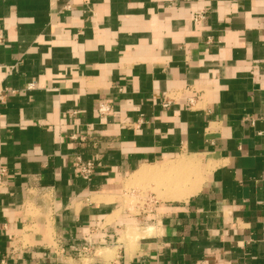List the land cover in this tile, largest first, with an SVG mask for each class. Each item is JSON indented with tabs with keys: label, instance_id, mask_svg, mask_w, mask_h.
Segmentation results:
<instances>
[{
	"label": "crops",
	"instance_id": "0c3cea01",
	"mask_svg": "<svg viewBox=\"0 0 264 264\" xmlns=\"http://www.w3.org/2000/svg\"><path fill=\"white\" fill-rule=\"evenodd\" d=\"M0 28V264H264V0H0ZM180 158L185 198L118 203Z\"/></svg>",
	"mask_w": 264,
	"mask_h": 264
},
{
	"label": "rangeland",
	"instance_id": "374dc122",
	"mask_svg": "<svg viewBox=\"0 0 264 264\" xmlns=\"http://www.w3.org/2000/svg\"><path fill=\"white\" fill-rule=\"evenodd\" d=\"M181 156H186V155H177L174 156L172 159H176ZM166 161L167 160L161 161L158 164L161 163L164 164ZM189 162L192 163L190 165V169L188 168L189 170L184 169L185 171H182V168H180L181 169L180 171L179 169L176 170L175 168H171L169 170L170 172H166V177H167L166 179L164 175H159V174L157 175L156 173H153L154 172L153 169H146L148 173L151 174H148L149 176L145 178H138L135 180L130 179V176L128 178H124L123 181L120 182L121 192H119L118 203H120L123 206V208H127L132 214L137 212L142 213V210L147 211L150 208L162 203L163 200L164 201L171 200L168 199V197L166 196L168 192L166 190L167 185L171 186V189L175 187L177 190V195L171 196L172 198H185L184 196L185 193L190 190L193 184L195 187V185H197V182L199 181L196 176L197 174L196 164L194 163L193 160H189ZM178 170L180 173H177ZM176 173L181 175L182 177L178 176ZM176 176H178L179 178L177 179ZM180 177H181V183L179 181L177 182V184H174L176 183V181L180 180ZM177 186L178 188L180 186L179 189L182 191L178 190ZM178 191H180L179 192L180 194L178 193ZM135 236H137V233L134 227L128 226L127 228L122 230L119 240L123 242L125 239L129 240L127 241V246L128 245L131 246L130 241H132V238ZM108 247H109L108 245H104L103 248H96L95 250L94 249L85 250L84 252H81L80 254L74 256L73 258H69L67 261H64V263L88 264V262L91 260L90 258L92 257H104L106 259L111 258L115 250L110 249Z\"/></svg>",
	"mask_w": 264,
	"mask_h": 264
},
{
	"label": "built area",
	"instance_id": "2783aa9c",
	"mask_svg": "<svg viewBox=\"0 0 264 264\" xmlns=\"http://www.w3.org/2000/svg\"><path fill=\"white\" fill-rule=\"evenodd\" d=\"M198 16H200V13L199 12H196L194 14V17L197 18ZM4 41V33L2 31V29L0 28V44ZM187 90H190V89H187L185 88V91ZM1 96H2V89L0 88V99H1ZM195 95L194 96H190L187 98V103L188 105H191L193 104V100L195 99ZM170 103V99L169 98H165L162 102H161V105L166 107L168 106V104ZM109 111V107L106 103L104 102H100L97 106V112L99 114H107ZM72 139H75V140H78V142H83L84 140H86V137L85 136H78V135H72L71 136ZM74 167L76 168L77 172H78V175L84 179V180H90L91 179V176L92 174L94 173V169H95V163L93 160L91 159H83L81 158V156H76L75 158V162H74ZM57 241V246L54 247V252H58V253H63V249L64 247L62 246V242H60L61 240H56ZM96 248H99L98 246L96 247H93L92 244L88 241V244L85 245V246H82L81 248H79L77 251H76V255L80 254L81 252H84L85 250H90V249H96Z\"/></svg>",
	"mask_w": 264,
	"mask_h": 264
},
{
	"label": "bare ground",
	"instance_id": "6f19581e",
	"mask_svg": "<svg viewBox=\"0 0 264 264\" xmlns=\"http://www.w3.org/2000/svg\"><path fill=\"white\" fill-rule=\"evenodd\" d=\"M175 164H172L170 167H169V169H168V171L167 172H170L169 170L171 169V168H175L176 170L177 169H179L180 171H181V169L180 168H182V171H185V170H189L190 169V164H188L189 162L187 161V162H185V160L182 158H180V159H178V160H176L175 162H174ZM189 168V169H188ZM185 169V170H184ZM179 170H178V172L177 173H180L179 172ZM173 173V172H172ZM176 173V174H177ZM178 176H181V175H179V174H177ZM178 176H176V178L178 179L179 177ZM182 177V176H181ZM181 177H180V180H178V181H176V183H174V184H177V182H179L180 181V183H181ZM184 177V176H183ZM175 178V177H174ZM183 179V178H182ZM188 179V178H187ZM176 180V179H175ZM175 182V181H174ZM172 185V184H171ZM182 186V185H181ZM184 187V186H183ZM186 187V186H185ZM177 188H178V186H177ZM179 188H180V186H179ZM178 188V190H180ZM191 189H193V188H190V190ZM187 190V189H186ZM189 190V189H188ZM189 190V191H190ZM180 191H182V190H180ZM180 191H178V193L180 192ZM189 191H187L185 194L187 195V193L189 192ZM182 193V192H181ZM180 194V193H179Z\"/></svg>",
	"mask_w": 264,
	"mask_h": 264
}]
</instances>
